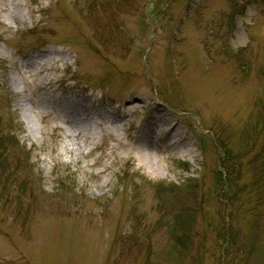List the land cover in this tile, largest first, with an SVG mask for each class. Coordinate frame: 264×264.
<instances>
[{
  "label": "rangeland",
  "instance_id": "1",
  "mask_svg": "<svg viewBox=\"0 0 264 264\" xmlns=\"http://www.w3.org/2000/svg\"><path fill=\"white\" fill-rule=\"evenodd\" d=\"M262 115L264 0H0V264H264Z\"/></svg>",
  "mask_w": 264,
  "mask_h": 264
},
{
  "label": "trees",
  "instance_id": "2",
  "mask_svg": "<svg viewBox=\"0 0 264 264\" xmlns=\"http://www.w3.org/2000/svg\"><path fill=\"white\" fill-rule=\"evenodd\" d=\"M261 118L264 121V116L263 115H262ZM4 129H6L5 121L3 120L2 117H0V133ZM243 136H246V139H247V137L249 138V135L248 134H244ZM2 138H0V194L2 196H4L3 194H8L9 193V190H10V187H11V185L9 184V181L11 179H13V178H15V177L18 176L17 175V172H18L19 166H20L19 163H21L24 160V158H23L21 149H20L19 153L16 154L15 156H10L9 150L7 151L8 147H14L16 145V142L18 141L17 138H15L13 136L11 137V134H9V133L8 134H4ZM247 141L250 142V140H247ZM215 146L219 150H223V148H224L223 145L221 146L218 143L215 144ZM247 147H248V145H245L244 146L245 149ZM228 153L231 156L232 155H235V154H231L232 152H228ZM229 154H228V158H230V155ZM12 159H14L15 164H13V163L11 164V160ZM234 159L237 162V160H238L237 156H235ZM254 160H255V162L253 163V165L250 166V168L252 167L251 169L254 170V173H256L255 174V177H256V180L257 181H255V182L256 183H260L261 182V184H264V158L262 160L261 159V155H257L254 158ZM222 162L224 163V165H227V163L223 159H222ZM226 168H228V166ZM238 168L239 169L241 168L240 165L238 166ZM217 173L222 178V179L220 178L221 182L219 181V179L217 180L218 183L220 185H222V186H224V185L227 186L228 185V182L227 181H228L229 178L227 179V181H225V182L223 181V177H224V175H226V173H223L222 171L216 172V177H217ZM238 174H239V172H238ZM226 178H227V176H226ZM186 183H188V182H186ZM221 183H223V184H221ZM184 185H186V184L184 183ZM186 186H189L188 188L191 187V189H193V183H191V182H189L188 185H186ZM20 188L21 189H24L23 186H21ZM176 188L179 189V190H182L179 187H176ZM192 215H193L192 213L188 212L187 214H184L181 219H180V217L177 216L176 219L173 220L172 223H170V228L172 230V233L175 232L174 230H175V228H176V226L178 224L184 223V222H187V221H189L191 223L193 221L192 220L193 219L192 218L193 217ZM176 231H178V230L176 229ZM188 233H181V232H179L178 234L181 235L179 237V239H177V240L176 239H174V240L171 239V246H172V248H171V251L169 252V254H172V249L175 248V250H173V252H174V255L177 258H180L181 260H185L188 257V255H187V253H188V246L186 244H187L188 241H190V238H191L190 231ZM217 234L220 235L219 232H217ZM225 239H226V241L228 240L227 235L223 238V240H225ZM224 244H225V242H224ZM221 255H224L223 254V250L221 252ZM148 264H152V263H149L148 262Z\"/></svg>",
  "mask_w": 264,
  "mask_h": 264
},
{
  "label": "bare ground",
  "instance_id": "3",
  "mask_svg": "<svg viewBox=\"0 0 264 264\" xmlns=\"http://www.w3.org/2000/svg\"><path fill=\"white\" fill-rule=\"evenodd\" d=\"M11 85L13 86V82H10ZM14 87V86H13ZM86 104H82V106L80 105L79 107V127H83L85 129H91V127H89V125H91V122H87L84 123V119H85V115L88 114V112L85 111L86 108ZM30 109H26L24 111V116L25 119L29 122L31 119H33V117H31L30 113H29ZM31 111V110H30ZM85 114V115H84ZM30 115V117H29ZM89 115V114H88ZM30 118V119H29ZM91 119V121H93V119H95L94 117H88ZM106 127H108V125H106ZM105 126H103L105 131H108L107 128ZM155 131H153V129H148L145 130L142 135H140L141 139H142V143H139L135 146L136 148V158L139 159L140 161V166H144L145 168H148V170H150L151 173L155 172V170L160 169V163L162 161L160 155H159V151H160V145L157 144L156 140H155ZM73 134L69 133V132H65L64 133V138H70L73 137ZM174 138H170L168 144H167V148H173L172 152L176 151L177 148V141L174 140ZM152 151V153L150 152ZM157 154L154 157V154ZM189 154H191V151L189 150Z\"/></svg>",
  "mask_w": 264,
  "mask_h": 264
}]
</instances>
